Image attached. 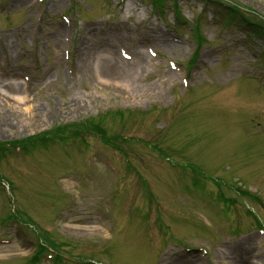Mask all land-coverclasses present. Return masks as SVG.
Here are the masks:
<instances>
[{
  "label": "rangeland",
  "instance_id": "374dc122",
  "mask_svg": "<svg viewBox=\"0 0 264 264\" xmlns=\"http://www.w3.org/2000/svg\"><path fill=\"white\" fill-rule=\"evenodd\" d=\"M155 1L0 0V264L264 263V0Z\"/></svg>",
  "mask_w": 264,
  "mask_h": 264
},
{
  "label": "bare ground",
  "instance_id": "6f19581e",
  "mask_svg": "<svg viewBox=\"0 0 264 264\" xmlns=\"http://www.w3.org/2000/svg\"><path fill=\"white\" fill-rule=\"evenodd\" d=\"M125 64H127V63L123 62V61L118 62L117 60H111V59H105V60L103 59V60L100 61V66L102 67V71L104 70V72H107V73H110V74H113L115 72L122 73V76H123L122 78L128 79V78L132 77V71L129 70V68H127L125 66ZM122 88H123V91L128 92L132 97L136 96L135 93H139V91H137L138 89L136 90V88L129 89L125 85V80H124V85L122 86ZM9 90H10V92H12V88L11 87L7 88L6 91H9ZM8 95L9 94L7 92H5L3 94V96L6 99L10 98V97H8ZM16 108L20 112H23L22 114H26L28 116H31V114L33 112V108L30 106L29 100L27 98H25V97L20 98L17 101V107ZM7 247H9V246H6L5 244H0V250H4ZM258 256H260V254ZM223 258H225V256L222 253V259ZM164 264H179V263L177 262V260L175 258L174 261L172 259L171 260H167ZM220 264H247V260H246V258L245 259H243V258L242 259L234 258V259H232L229 262H226L225 260L224 261L222 260ZM254 264H264V263H262L259 260H256V262Z\"/></svg>",
  "mask_w": 264,
  "mask_h": 264
},
{
  "label": "trees",
  "instance_id": "16d2710c",
  "mask_svg": "<svg viewBox=\"0 0 264 264\" xmlns=\"http://www.w3.org/2000/svg\"><path fill=\"white\" fill-rule=\"evenodd\" d=\"M160 1H162V0H160Z\"/></svg>",
  "mask_w": 264,
  "mask_h": 264
}]
</instances>
